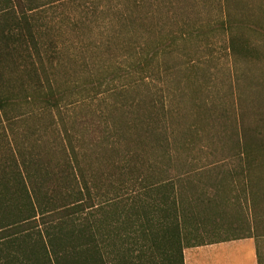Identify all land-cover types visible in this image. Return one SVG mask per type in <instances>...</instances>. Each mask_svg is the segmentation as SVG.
Listing matches in <instances>:
<instances>
[{"label": "rangeland", "instance_id": "1", "mask_svg": "<svg viewBox=\"0 0 264 264\" xmlns=\"http://www.w3.org/2000/svg\"><path fill=\"white\" fill-rule=\"evenodd\" d=\"M86 1L103 14L89 19L90 26L68 23L57 35L61 52L49 75L64 101L50 110L25 104L15 127L31 143L40 140L42 151L45 141L55 142L53 130L79 133L85 150L103 156L91 160L95 168L110 167L117 180L129 146L121 140L110 148L112 124L142 101L144 143L132 151L147 175L191 172L190 184H180L184 208L196 214L184 223L185 242L203 243L216 229L229 235L239 214L230 195L246 187L249 168L237 150L245 146L252 159L264 160V0ZM61 10L48 15L57 26ZM153 101L162 123L151 130ZM199 168L202 176L194 173ZM256 168L261 176L264 166ZM213 188L207 213L208 204L191 197Z\"/></svg>", "mask_w": 264, "mask_h": 264}, {"label": "trees", "instance_id": "2", "mask_svg": "<svg viewBox=\"0 0 264 264\" xmlns=\"http://www.w3.org/2000/svg\"><path fill=\"white\" fill-rule=\"evenodd\" d=\"M60 5L57 26L48 15ZM102 10L86 0H0V264H185L184 223L196 214L184 208L180 184H190L191 172L147 175L132 151L144 143L142 101L112 124L116 140L106 150L121 140L129 146L117 180L110 167L95 168L91 160L103 156L85 150L79 133L53 130L55 142L42 151L15 127L25 104L50 110L64 101L49 75L61 52L57 35L71 22L90 26ZM158 108L149 107L151 130L162 123ZM236 154L252 159L245 146ZM208 194L191 200L209 207L216 198Z\"/></svg>", "mask_w": 264, "mask_h": 264}, {"label": "crops", "instance_id": "3", "mask_svg": "<svg viewBox=\"0 0 264 264\" xmlns=\"http://www.w3.org/2000/svg\"><path fill=\"white\" fill-rule=\"evenodd\" d=\"M245 162L249 167L245 172L246 187L230 195L235 200L233 204L238 201L237 225H230L229 235L220 236L216 229L211 239L188 244L184 249L185 264H264V188L261 187L264 183L258 180L259 177L264 178V170L259 176L257 172L260 169L256 168L264 166V160ZM211 191L213 193L207 196L216 197L214 188ZM210 210L207 207V213Z\"/></svg>", "mask_w": 264, "mask_h": 264}]
</instances>
